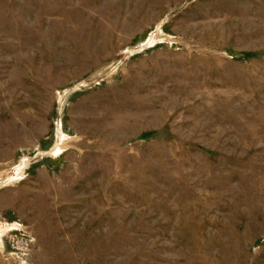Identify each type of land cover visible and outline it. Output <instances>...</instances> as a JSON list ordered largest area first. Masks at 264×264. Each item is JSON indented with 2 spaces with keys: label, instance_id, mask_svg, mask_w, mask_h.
Returning <instances> with one entry per match:
<instances>
[{
  "label": "rangeland",
  "instance_id": "rangeland-1",
  "mask_svg": "<svg viewBox=\"0 0 264 264\" xmlns=\"http://www.w3.org/2000/svg\"><path fill=\"white\" fill-rule=\"evenodd\" d=\"M0 264H264V0H0Z\"/></svg>",
  "mask_w": 264,
  "mask_h": 264
}]
</instances>
